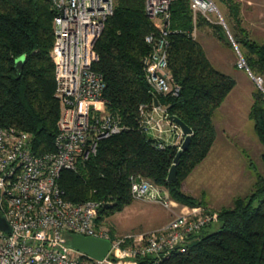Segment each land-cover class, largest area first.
<instances>
[{
	"label": "trees",
	"instance_id": "16d2710c",
	"mask_svg": "<svg viewBox=\"0 0 264 264\" xmlns=\"http://www.w3.org/2000/svg\"><path fill=\"white\" fill-rule=\"evenodd\" d=\"M222 1L233 19V41L223 36L221 24L210 22L203 15L195 19L190 0H173L171 4L169 68L181 91L178 95H159L157 100L168 107L171 115L193 128L191 143L177 165L178 180L174 182L168 175L177 149H158L153 139L138 129L140 104L155 99L144 65L151 52L145 37L155 27L147 15L146 0H116L115 13L108 18L96 43L100 58L94 69L106 80L109 110L131 127L100 140L96 155L80 163L77 170H64L60 178L67 199L102 202L99 222L132 203L131 175L167 187L177 202L207 205L204 197L197 199L184 192L182 181L214 145L215 113L236 80L214 66L194 36L196 27L209 26L221 33L220 39L226 44L233 46L235 42L252 73L264 75V43L252 39L243 26L241 3ZM54 17L50 0H0V124L29 131L38 153L54 150L62 113L55 96V63L51 55ZM23 54L26 60L19 73L16 59ZM249 118L264 144V91L259 87L253 92ZM248 159L257 177L252 190L236 197L232 205L219 208L217 223L193 234L186 252L175 253L160 264H264V175L250 156ZM211 226L216 229L207 231Z\"/></svg>",
	"mask_w": 264,
	"mask_h": 264
},
{
	"label": "built area",
	"instance_id": "2783aa9c",
	"mask_svg": "<svg viewBox=\"0 0 264 264\" xmlns=\"http://www.w3.org/2000/svg\"><path fill=\"white\" fill-rule=\"evenodd\" d=\"M55 10V96L62 113L52 151L38 153L29 131L0 124V213L12 231L0 229V264H160L175 253L186 252L193 234L218 219L202 206L183 205L161 227L143 234L116 236L99 222L101 201L74 202L60 185L62 172L77 170L98 151L99 141L130 128L107 108L106 80L94 69L100 56L96 43L116 0H50ZM173 0H146V12L155 29L145 37L151 52L145 57L146 80L155 99L139 106L138 129L158 149L175 147L187 134L157 96L178 95L180 83L169 68L171 4ZM197 15L208 21L215 14L226 22L215 0H190ZM227 28V27H226ZM195 36V34H194ZM264 91L263 76L253 74L244 56L237 61ZM134 199L160 202L170 207L162 186L131 175ZM70 233L109 238L111 249L103 259L93 258L72 245ZM150 258V262L140 260Z\"/></svg>",
	"mask_w": 264,
	"mask_h": 264
},
{
	"label": "rangeland",
	"instance_id": "374dc122",
	"mask_svg": "<svg viewBox=\"0 0 264 264\" xmlns=\"http://www.w3.org/2000/svg\"><path fill=\"white\" fill-rule=\"evenodd\" d=\"M215 2L217 3L221 15L227 24L228 20L225 13L221 10L222 6L219 3V0H215ZM197 16L198 15L194 13L195 19ZM212 18L216 20L217 23L222 25V29L227 34V37L233 41L234 39L230 31L232 26L230 24H227L226 26L224 23H221L220 18L215 14ZM213 31L218 33L216 30ZM216 38L217 40L214 39V41L219 43V37L216 36ZM212 45L215 44L213 43ZM232 48L234 49L235 62L237 63L240 58V53L242 54V52L235 42ZM262 76L264 79V75ZM262 86L264 87V80ZM251 87L254 88V91L258 87L261 88L256 82L255 85L251 82ZM217 121L218 125L221 126V117H218ZM243 125L248 136L238 135V137L237 135H230L231 137H229V139L224 136L221 137L220 135L219 139L210 149L208 156L183 179L182 189L184 192L197 199H203L204 197L207 202V205L196 206H202L207 210L218 213L219 208L233 204L234 199L238 197L236 195V197L234 196L235 193H239V196H245L248 194L257 180V177L255 175L253 176V171V174L249 173V180L246 175L248 174L246 168H249L248 156L255 161L258 170L264 175V162L261 157L264 151V144L259 140L254 128V122L252 120H245ZM237 127L241 128L238 124ZM228 129L230 128L228 127ZM243 183L244 185H242ZM162 187L165 188L168 193V200L173 201L170 207L156 201L133 199L132 203L125 206L122 210L116 211L114 214L104 219L103 222L110 227L111 233L116 236L148 233L149 231L164 225L176 213L181 211L183 212V205L186 204L174 200L170 196L168 188L165 186ZM215 229L216 226H211L207 228V231Z\"/></svg>",
	"mask_w": 264,
	"mask_h": 264
},
{
	"label": "crops",
	"instance_id": "0c3cea01",
	"mask_svg": "<svg viewBox=\"0 0 264 264\" xmlns=\"http://www.w3.org/2000/svg\"><path fill=\"white\" fill-rule=\"evenodd\" d=\"M237 1L241 3L243 26L248 29L252 39L259 43H264V0ZM219 3L222 6L221 10L226 15L228 24L233 26V19L230 16L226 3L222 0H219ZM194 34L197 40L204 46L207 55L214 66L232 75L236 80L235 87L215 113L214 122L217 129L215 142L219 139L220 135L225 138L231 137L230 135L248 136L243 123L245 120H251L249 118V112L253 103L254 92V88L251 87V82L255 85L252 76L246 69L238 67L235 62L234 49L231 45L226 44L224 40L220 39L221 33H215L207 26H198L196 27ZM222 34L228 38L226 33L223 32ZM215 35L219 37V43L214 41V39L217 40ZM213 43L215 45H212ZM218 117H221L222 119L221 126L218 125ZM237 124L240 125L242 129L238 128ZM228 127L230 129H228ZM248 167L249 168H246V171L248 172L246 175L249 180L250 174L253 173L250 165H248ZM254 175L255 174H253V176ZM242 185H244V183ZM235 195L239 196V193H235L234 196Z\"/></svg>",
	"mask_w": 264,
	"mask_h": 264
},
{
	"label": "water",
	"instance_id": "95a60500",
	"mask_svg": "<svg viewBox=\"0 0 264 264\" xmlns=\"http://www.w3.org/2000/svg\"><path fill=\"white\" fill-rule=\"evenodd\" d=\"M25 60H26V54H23L16 59L15 66L19 73H21L23 70ZM157 102L158 100H156V103ZM174 119L175 121L180 123L184 132L187 134L186 139L182 145V149L178 151L174 159V163L169 171L168 179L170 181L175 182L178 180V166L177 165L181 159L183 152L188 149L191 143L193 128L178 116H174ZM0 229L5 230L6 232L12 231V227L9 221L1 213H0ZM69 236L71 238L72 245L75 248L97 259L105 258L106 255L109 253L111 246H112L111 240L109 238H99L95 236L84 235L81 233H70Z\"/></svg>",
	"mask_w": 264,
	"mask_h": 264
}]
</instances>
